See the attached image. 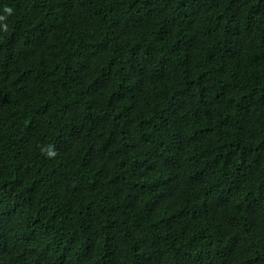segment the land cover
<instances>
[{"label":"trees","instance_id":"obj_1","mask_svg":"<svg viewBox=\"0 0 264 264\" xmlns=\"http://www.w3.org/2000/svg\"><path fill=\"white\" fill-rule=\"evenodd\" d=\"M0 264H264V0H0Z\"/></svg>","mask_w":264,"mask_h":264}]
</instances>
